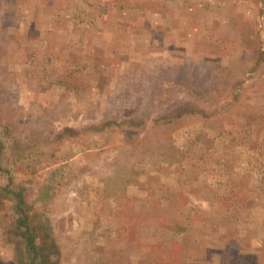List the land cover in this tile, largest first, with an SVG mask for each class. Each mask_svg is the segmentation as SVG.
Returning a JSON list of instances; mask_svg holds the SVG:
<instances>
[{
	"label": "rangeland",
	"instance_id": "374dc122",
	"mask_svg": "<svg viewBox=\"0 0 264 264\" xmlns=\"http://www.w3.org/2000/svg\"><path fill=\"white\" fill-rule=\"evenodd\" d=\"M0 264H264V0H0Z\"/></svg>",
	"mask_w": 264,
	"mask_h": 264
}]
</instances>
